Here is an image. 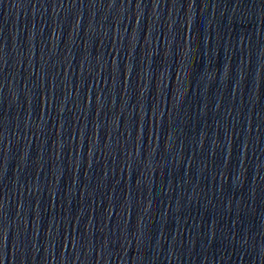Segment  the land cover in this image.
Returning <instances> with one entry per match:
<instances>
[{
    "label": "water",
    "instance_id": "1",
    "mask_svg": "<svg viewBox=\"0 0 264 264\" xmlns=\"http://www.w3.org/2000/svg\"><path fill=\"white\" fill-rule=\"evenodd\" d=\"M0 264H264V0H0Z\"/></svg>",
    "mask_w": 264,
    "mask_h": 264
}]
</instances>
